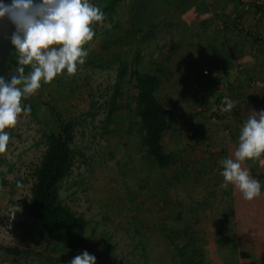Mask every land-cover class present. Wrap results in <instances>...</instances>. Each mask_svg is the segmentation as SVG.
I'll use <instances>...</instances> for the list:
<instances>
[{
    "label": "rangeland",
    "instance_id": "374dc122",
    "mask_svg": "<svg viewBox=\"0 0 264 264\" xmlns=\"http://www.w3.org/2000/svg\"><path fill=\"white\" fill-rule=\"evenodd\" d=\"M158 1L142 0L139 8H152ZM179 2L171 0L174 5ZM134 4V0H125L124 11L116 10L94 25L96 35L84 45L86 63L73 75L63 73L51 83L42 82L35 95L22 101L31 105L30 113L22 114L16 126L6 130L11 139L7 150L0 153V180L7 184L17 179L23 182L12 190L0 188V264H70L77 256L52 254V241L23 209L30 196L31 173L44 151L43 135L58 128L47 106L63 121L74 122V157L70 174L62 183L60 200L86 220L90 255L96 257L97 264H181L182 257L194 248L188 243L194 233L191 214L228 200L229 188L222 187L220 175L224 146L233 133L239 134L246 113L249 111V117L253 111L258 113L261 105L245 112L239 130L229 124L218 101L220 89H226H212L213 79L200 78L199 85L193 84L196 81L190 84L185 66L166 56L172 41L168 29L173 30V25L166 32L161 27L153 29L155 33L148 29L130 45L121 41L102 47L106 41L122 37L124 32L111 29L120 19H124L122 29L128 28ZM187 39V43L197 41ZM139 53L144 60L138 68L161 78L158 96L169 109L170 127L162 145L172 155L174 165L166 171L158 170L139 144L134 82L125 86L113 120L105 126L118 59L134 63ZM26 67L30 72V66ZM17 74L14 71L13 75ZM199 86L200 99L193 95V88ZM239 225L249 232H264L262 220ZM180 247H184L182 253L177 251ZM8 249L22 253L10 255Z\"/></svg>",
    "mask_w": 264,
    "mask_h": 264
},
{
    "label": "trees",
    "instance_id": "16d2710c",
    "mask_svg": "<svg viewBox=\"0 0 264 264\" xmlns=\"http://www.w3.org/2000/svg\"><path fill=\"white\" fill-rule=\"evenodd\" d=\"M141 1L125 31L120 22H116L111 29L118 34L124 32V37L122 34L117 41H108L104 45L105 48L118 45L121 41L129 45L135 43L144 31L155 27L160 18L166 17L170 5L172 6L171 0H159L152 8L140 6V9ZM122 2L123 0H92L94 5L101 8L105 16L114 13ZM244 6L264 15V9L258 4L250 3ZM241 18L242 15L236 17L234 24L229 21L231 19H224L222 30L232 31L231 28H236ZM203 24L197 30H204ZM181 25L182 28L184 26L188 30L193 29L192 25L189 28L188 25H183L179 21L173 26V30ZM237 33L244 34L243 29L238 30ZM222 36L215 33L203 39L199 33L192 34L191 38H196V42L176 41L168 46L166 56L182 64L193 66L195 77L207 80L211 77L210 75L226 73L234 66L241 64L238 60L242 58V49L246 41L234 42L225 40ZM243 37L249 39L253 46L264 42V36L261 33L255 35L245 33ZM143 58V55L139 53L134 63L127 58L118 59L105 126L111 124L117 102L122 97L125 86L134 82L136 90L134 116L138 120L136 134L139 144L144 149L147 159L158 170L166 171L174 165L172 155L166 152L162 145V139L169 132L170 127L169 109L163 99L158 96L162 86L161 78L153 72L142 71L138 68L143 64ZM17 60L18 54L16 53L9 57L5 78L12 77L19 66ZM23 67H25L26 74L28 69L26 66ZM203 71H207V75L202 74L204 77L200 75ZM252 81L250 80L249 84ZM195 85H199V82L196 81ZM201 88L200 86L193 88V95L198 99H200L198 92ZM194 96L192 99L195 98ZM254 100L250 98L247 104H251ZM28 106L32 109L31 105ZM47 107L58 128L43 135L44 151L38 165L31 173L30 196L23 207L24 213L52 241L49 249L52 254L68 253L76 256L84 251L90 254L92 247L87 239L86 220L63 205L60 200L62 183L70 174L74 157L72 148L74 122L72 120L63 121L52 107ZM236 149L233 142L227 143L224 148V159L234 158ZM242 166L249 171L251 177L258 180V177L247 166L246 161ZM22 182L23 180L17 179L14 183L7 184L4 180H0V188L12 190ZM228 188L229 195H227L226 202H221L217 206L213 204L208 209L191 214L194 233L188 243L193 244L194 248L189 255L182 257L181 264H214L215 260L218 264H264V236L257 232H249L245 226L242 229L239 225L251 219L256 222L257 220L264 221V195L253 201H246L237 188L232 185ZM180 215L181 213L177 214V219ZM225 224L226 229H224ZM256 229L257 227H254L255 231ZM104 244L108 246L107 241H104ZM233 246L236 251L233 250ZM183 248H178V253H182ZM6 252L14 256L22 253L16 249H8ZM213 258H215L214 261Z\"/></svg>",
    "mask_w": 264,
    "mask_h": 264
},
{
    "label": "clouds",
    "instance_id": "9594fccd",
    "mask_svg": "<svg viewBox=\"0 0 264 264\" xmlns=\"http://www.w3.org/2000/svg\"><path fill=\"white\" fill-rule=\"evenodd\" d=\"M7 20L14 31L10 41L18 54L17 75L0 76V153L7 150L10 134L21 115L30 113L22 103L35 95L43 83H51L58 75H73L86 63L84 45L96 35L94 25L105 20V13L91 0H0V23ZM30 72L25 74V67ZM221 111L231 113L236 102L225 97ZM264 155V110L253 111L238 134L234 158L221 161L222 187L234 186L246 201L264 195V185L242 164ZM70 264H97L94 255L84 251Z\"/></svg>",
    "mask_w": 264,
    "mask_h": 264
},
{
    "label": "crops",
    "instance_id": "0c3cea01",
    "mask_svg": "<svg viewBox=\"0 0 264 264\" xmlns=\"http://www.w3.org/2000/svg\"><path fill=\"white\" fill-rule=\"evenodd\" d=\"M139 1L140 0L136 2V0H134L135 4L134 6L132 5L131 14L129 15L130 17H128L129 23L132 21V15H134ZM179 4H181V6L177 7ZM123 8H125V0L118 6L117 10L120 11L121 9L123 10ZM240 15H242V18L239 24L242 27H244L246 30H252L256 31L257 33H261L264 36V15L261 14V12H255L252 8H245L244 5L239 6V4L232 2L231 0H180V2L175 4L174 6L173 4L172 6L170 5V9L167 12L166 17L160 18V20L155 24V27H150L151 32L155 33L153 29H159L157 27H161L163 29V32H166L169 26H174L179 21L183 23V25H188L189 28L192 25V30H188V28H185L184 26L182 28V25L178 26L176 30H170L171 28L168 29V34L172 39L169 45L175 43L178 38L185 43L186 40H188L187 38L191 40L192 34L195 33H199L200 35H202L203 39L216 33V35L219 36L220 34L223 35L222 37H224L225 40L228 39L240 43L246 41L242 49V58L238 60L239 63H241L239 66H234L232 69H230V71L226 73L210 75L211 77L205 80H214L215 83L211 85L212 89H216L218 87L226 89L223 91H221L220 89V94H218L219 96L217 95L219 97L217 98L220 103L224 101L225 97L230 98L236 102V106L233 108L231 113H227L226 121L232 126L234 125L238 130L240 129L239 123L241 122V120H245L243 115H245V112L251 106L253 107L255 105H261V109L264 110V89L259 87H251L249 84L250 80L264 81V42L259 45L253 46L252 42L249 39L243 37L245 33H237V31H235V27L231 26L232 31L228 32L220 29V25L223 24L222 21L224 19H231L229 21L234 24L235 18L239 17ZM122 20L120 19L119 22L123 23L124 21ZM206 22L207 24H205ZM202 24L205 26V29L202 31L197 30L198 27H200V25ZM163 25H165L167 28L165 29ZM215 28L217 29V32ZM105 31L106 33L109 32L107 30ZM123 31L125 30L123 29ZM143 34L144 33H142V35ZM179 39L178 41H180ZM107 42L108 41H106L104 45ZM104 45L102 47H104ZM171 59L178 64L180 63L173 58ZM182 66H185L184 70L186 72L188 71L186 79L187 82L191 84L199 80L197 79V76L195 77V74L193 72L195 70L193 68L189 69V65L186 64H182ZM250 98L255 100L251 104H247ZM247 113H249V111ZM247 113L246 117L248 118L250 114ZM234 135L238 137L236 133H233L232 137H230V142H233L237 147L238 140L236 139L237 137H234ZM246 164L249 169H251L258 177V180L261 182V184L264 185V155L255 160H247ZM262 235L264 236V232Z\"/></svg>",
    "mask_w": 264,
    "mask_h": 264
},
{
    "label": "water",
    "instance_id": "95a60500",
    "mask_svg": "<svg viewBox=\"0 0 264 264\" xmlns=\"http://www.w3.org/2000/svg\"><path fill=\"white\" fill-rule=\"evenodd\" d=\"M8 2H10V0H5V3ZM13 31L14 26H12L7 20L0 23V76L6 75L8 59L11 55L16 53V50L10 41Z\"/></svg>",
    "mask_w": 264,
    "mask_h": 264
},
{
    "label": "built area",
    "instance_id": "2783aa9c",
    "mask_svg": "<svg viewBox=\"0 0 264 264\" xmlns=\"http://www.w3.org/2000/svg\"><path fill=\"white\" fill-rule=\"evenodd\" d=\"M232 2H235L239 5H247V4H258L259 6H261L263 9H264V0H259L258 2L256 0H231ZM224 27V25H220V29L222 30ZM243 29V32L244 33H249L251 35H255L257 34L256 31H252V30H246L244 27H242L240 24L236 26L235 28V31H238V30H242ZM264 40V38H263ZM203 75H207V71H203L202 73ZM250 86L251 87H259V88H262L264 89V81H252L250 83Z\"/></svg>",
    "mask_w": 264,
    "mask_h": 264
}]
</instances>
